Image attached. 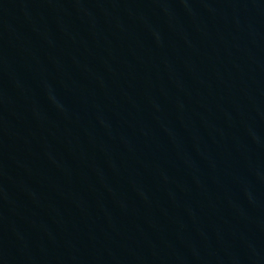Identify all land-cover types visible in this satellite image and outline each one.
Instances as JSON below:
<instances>
[{"label": "water", "instance_id": "obj_1", "mask_svg": "<svg viewBox=\"0 0 264 264\" xmlns=\"http://www.w3.org/2000/svg\"><path fill=\"white\" fill-rule=\"evenodd\" d=\"M0 264H264V0H0Z\"/></svg>", "mask_w": 264, "mask_h": 264}]
</instances>
